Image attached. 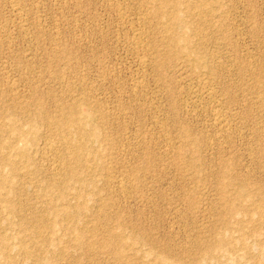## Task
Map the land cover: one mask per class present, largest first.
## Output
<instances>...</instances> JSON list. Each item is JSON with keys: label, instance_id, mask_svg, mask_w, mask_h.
Listing matches in <instances>:
<instances>
[{"label": "rangeland", "instance_id": "rangeland-1", "mask_svg": "<svg viewBox=\"0 0 264 264\" xmlns=\"http://www.w3.org/2000/svg\"><path fill=\"white\" fill-rule=\"evenodd\" d=\"M12 1L0 0V143L16 160H0V264H264V0ZM177 34L189 53L168 45ZM71 107L95 136L68 127ZM60 152L72 171L57 183ZM218 239L234 246L210 248Z\"/></svg>", "mask_w": 264, "mask_h": 264}, {"label": "bare ground", "instance_id": "bare-ground-1", "mask_svg": "<svg viewBox=\"0 0 264 264\" xmlns=\"http://www.w3.org/2000/svg\"><path fill=\"white\" fill-rule=\"evenodd\" d=\"M13 1H15V0H13ZM12 1V2H13ZM146 1H152V0H146ZM177 1V0H176ZM175 1V2H176ZM161 2V1H160ZM190 2V1H189ZM205 2V1H204ZM115 3V2H114ZM146 3V2H145ZM154 3V2H153ZM162 3H166L165 2V0H163V2ZM15 4V3H14ZM13 4V5H14ZM151 4H152V2H151ZM160 4V3H159ZM154 5V4H153ZM15 6V5H14ZM159 6H157V8H158ZM17 8V6H15V8L14 9H16ZM156 8V9H157ZM18 9V8H17ZM21 9V8H20ZM159 10V9H158ZM154 11H156V10H154ZM19 13H20V11H19ZM169 17H170V21L165 25V29L166 30H173L174 29V25H175V19L177 18V15H176V13L175 12H171V13H169V15H168ZM166 17V16H165ZM192 30V29H191ZM143 31V30H142ZM178 40H182L183 42H184V44L183 45H180V46H177V47H175L173 50L174 51H176V50H180V51H182V52H185V53H189V47H188V43L190 42V39H189V37L187 36V35H184V34H177L176 36H174V37H170V39H167V43H168V45H171V46H176V45H174V43L176 42V41H178ZM146 41V40H145ZM144 41V39L142 38V35H141V33L140 32H138V33H135L134 34V36H133V39H132V45H133V47L134 48H140V49H142V48H144L145 47V43H147V42H145ZM190 52H191V50H190ZM162 53V52H161ZM260 75V74H259ZM260 88H261V97H262V99H264V83L262 84V85H260ZM258 90V89H257ZM213 95V93L212 92H208L207 93V96L210 98L211 96ZM259 95V94H258ZM264 103V102H263ZM90 112V111H89ZM217 112V111H216ZM59 113V112H58ZM85 113V112H84ZM221 113V112H220ZM219 112H217V113H215L214 112V116H213V120H214V123H216L220 128H225V129H227V128H229L230 127V122L229 121H227L225 118H224V116H222L221 114H220ZM61 116H65L66 117V122H67V125H68V127L70 128V129H77V131L78 132H80L79 130H81V131H86L89 135H92V137L93 136H95L96 134H97V127L95 126V125H93V126H91V127H87L86 125H87V123H86V119L84 118V116L82 117V116H79L78 114H77V112H76V110H74V108H72L71 107V109H69V110H63L61 113H59ZM83 115V114H82ZM90 117V116H89ZM94 119V118H93ZM55 121H57V119H55ZM93 121V120H92ZM54 126V125H53ZM231 126H232V124H231ZM64 128H67L66 126H64ZM231 128V127H230ZM56 129V128H55ZM66 130V129H65ZM227 130H229V129H227ZM57 131V130H56ZM67 131V130H66ZM225 133V132H224ZM227 133H228V131H227ZM77 133H76V131H75V135H76ZM226 134V133H225ZM224 135V134H223ZM227 135V134H226ZM225 135V136H226ZM221 137V136H220ZM223 137V136H222ZM228 137V136H227ZM227 139V138H226ZM65 142V141H64ZM77 141H75V140H72V139H68V140H66V142H65V145L63 146V151H65V150H68L67 152H70L72 155H74V157H77L78 156V150H79V145L78 144H81L80 142H77ZM63 143V142H62ZM57 144H59V143H57V142H50L49 144H48V146H47V150L50 152V153H52V152H55V150L57 149ZM46 145H47V142H46ZM13 145H12V143L10 142V143H6V144H1L0 143V160L2 161V163L3 164H6V165H8V166H11V167H13V166H15L16 165V160L14 159V157H9V156H7L5 153H3V151L6 149V150H10L11 148H13L12 147ZM81 146V145H80ZM62 150V149H61ZM82 150V149H81ZM80 150V151H81ZM79 151V152H80ZM15 152V151H14ZM67 152H65V154L67 153ZM56 153V152H55ZM81 153V152H80ZM48 155V154H47ZM51 155V154H50ZM71 155V156H72ZM71 156H70V158H71ZM19 157V156H18ZM48 157H49V155H48ZM47 158V157H46ZM67 158V157H66ZM73 158V157H72ZM69 159V158H68ZM48 160V159H47ZM50 160H52V159H50ZM71 160V159H70ZM23 161V160H22ZM17 162H18V160H17ZM1 163V164H2ZM48 163V162H47ZM66 160L64 159V156L63 155H61V152L59 153V156H58V159H55L53 162H51L50 163V173H51V177H52V179L54 180V181H56L57 183L58 182H62L61 180L63 179V177H62V169L63 170H65V172L66 171H68V172H71L72 171V169L71 168H67V166H66ZM68 164V163H67ZM75 164H77V162L75 163ZM17 166H19V164L17 165ZM48 166V165H47ZM79 166V165H78ZM95 166V165H94ZM72 167V166H71ZM19 168V167H18ZM27 168V167H26ZM73 168V167H72ZM67 169V170H66ZM91 169H93V168H91ZM24 171H26V169H24ZM27 172V171H26ZM25 172V173H26ZM66 174V173H65ZM69 174V173H68ZM67 174V175H68ZM79 175V174H78ZM66 176V175H65ZM64 176V177H65ZM80 177V176H79ZM2 178V177H1ZM52 179H51V181H52ZM66 179V178H65ZM78 179V178H77ZM3 182V179H0V183H2ZM109 182V181H108ZM51 183V182H50ZM124 181H122V180H120L119 181V184L121 185L120 187H123V185H124ZM53 184H56V183H54L53 182ZM118 184V183H117ZM52 185V184H51ZM59 185V184H58ZM109 185V184H108ZM56 186V185H55ZM118 188V187H117ZM122 189V188H121ZM46 192V191H45ZM54 195V194H53ZM79 203V202H78ZM227 211H228V213H230V214H232L233 212H235L236 211V209H235V207H233V204H232V206H230V207H228V209H227ZM44 214V213H43ZM250 218H248L249 219V221H254V219L255 218H253L251 215L249 216ZM50 218V217H49ZM256 219H258V218H256ZM223 220H225V218H223ZM256 221V220H255ZM46 226V225H45ZM37 227V225H35V227L34 228H36ZM30 231H31V229H30ZM33 232H34V234H36V230L35 229H33ZM38 234H39V231H38ZM42 238V237H41ZM6 238H4V242L5 243H7L6 242V240H5ZM86 240V239H85ZM115 240V239H114ZM91 242V241H90ZM96 242H98V241H96ZM89 243V242H88ZM220 244H228V246H230V247H233L234 246V243H232V241H226V240H224V239H218L217 241H214V242H212L210 245H209V247L210 248H216V247H218ZM91 244H89V246H90ZM98 245V244H97ZM84 246V245H83ZM88 247V246H87ZM91 247V246H90ZM96 247V246H95ZM5 248V247H4ZM23 248H24V252L26 253V254H28V253H30V252H32V248H30V246H28V245H25V246H23ZM90 249V248H89ZM88 249V250H89ZM34 250V249H33Z\"/></svg>", "mask_w": 264, "mask_h": 264}]
</instances>
